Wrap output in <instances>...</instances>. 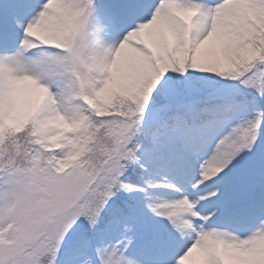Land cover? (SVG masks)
Instances as JSON below:
<instances>
[{
	"label": "snow or ice",
	"instance_id": "6c2138e0",
	"mask_svg": "<svg viewBox=\"0 0 264 264\" xmlns=\"http://www.w3.org/2000/svg\"><path fill=\"white\" fill-rule=\"evenodd\" d=\"M0 264H264V0H0Z\"/></svg>",
	"mask_w": 264,
	"mask_h": 264
}]
</instances>
